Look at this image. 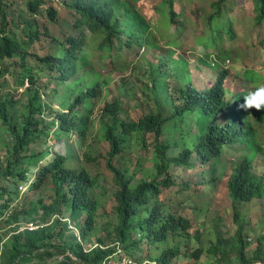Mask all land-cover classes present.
<instances>
[{"label": "trees", "instance_id": "obj_1", "mask_svg": "<svg viewBox=\"0 0 264 264\" xmlns=\"http://www.w3.org/2000/svg\"><path fill=\"white\" fill-rule=\"evenodd\" d=\"M224 1L213 2L215 11L208 17L209 25L215 22L211 28L214 33L221 31L220 13ZM164 2L167 5L165 21L176 22L174 0ZM6 4L5 0H0V62L3 65L0 77L11 76L17 87H23L26 81L29 86L25 88L27 101L24 103L14 102L9 92L0 95V130L6 135L4 140L0 139L4 150L0 157V226L13 225L11 230L0 234V264H44L48 260L54 264H106L118 249L132 256V263L128 264H174L180 258L181 248L187 247L191 239H198V231L193 235L190 220L164 210L158 195L173 184L170 173L173 167H194L192 157L206 164L225 152H232L227 154L234 156L235 161L223 177L235 207L249 204L264 194L262 179L253 170L255 158L263 153L256 139V126L264 125V108L245 110L240 107L244 95L261 83V77L256 79L258 73L246 68L237 70L236 80L243 84L251 82V87L232 94L225 84L229 71L222 69L208 89L199 91L191 84H172L173 78H189L187 64L181 61V56L174 59L169 53L159 55L154 62L138 67L139 72L143 71L142 78L153 107L133 118L124 109L121 98L106 101L107 81L99 76L91 79L87 77L89 72L79 73L91 56L86 49L88 37L84 31L92 35L88 44L101 55L112 52L115 47L119 52L134 46L147 51L160 49L153 41L148 19L133 1L64 0L62 5L77 16L74 28L83 33L65 42L52 39L51 45L54 48L55 44L57 53L45 57L27 51L41 36L35 22L25 21L22 36L7 32ZM41 4L39 0L31 1L28 8L36 12ZM253 7L255 24L263 25L264 0H253ZM56 15L54 7L48 8L50 19L54 20ZM13 24L19 27L18 23ZM206 40L203 37L199 42ZM262 45L264 47V39ZM28 57H35V65L28 64ZM16 59L21 62L18 74L13 69ZM41 78H46L48 84L55 83L49 93L48 85L44 86ZM6 83L4 81L3 87ZM130 91V84L124 85V93ZM55 103L59 105L58 110L53 108ZM99 104L98 114L92 119ZM168 110L169 115H166ZM90 126L95 127L93 143L101 140L109 144L105 165L112 180L110 198L114 218L103 223L97 232L95 226L103 194L97 191L101 187L99 178L85 168V164L96 163L100 157H93L96 150L92 143L85 144ZM193 127L198 128V133L192 134ZM76 134L81 147L88 150L83 153V160L77 153L71 159L67 154L54 152L48 145L52 138L66 141ZM147 134L154 135L152 168L141 169V163L133 170L129 169V164L119 165L124 152L131 147L133 135L140 137L142 150L148 148L144 141ZM174 150L178 152L176 156H172ZM137 173L141 175L138 179ZM209 174L208 170L200 172L201 182L206 186L213 182V179L205 182ZM25 183L27 190L36 194L11 207L12 202L20 198L18 185ZM46 185L52 189L47 203L39 197ZM63 218L80 230L83 242L60 220ZM37 221L47 225L18 231L22 224ZM100 230L104 232L103 237L98 236ZM92 236L94 244L85 248ZM215 238V244L205 252L192 249L185 254L198 261L205 253L207 264H264L263 236L250 256L246 254L247 244L241 229L233 238L219 233H215ZM143 251L145 256L140 254Z\"/></svg>", "mask_w": 264, "mask_h": 264}, {"label": "rangeland", "instance_id": "obj_2", "mask_svg": "<svg viewBox=\"0 0 264 264\" xmlns=\"http://www.w3.org/2000/svg\"><path fill=\"white\" fill-rule=\"evenodd\" d=\"M5 1L7 3L4 9L7 14L6 29L8 33H16L18 36H22L25 21L35 22L38 26L41 36L39 40L30 44L27 50L32 55L45 57L48 54H54L55 56L57 47H55V44L54 48L51 45L52 39L58 38L65 42L67 38L80 37L83 33L82 30L74 28L77 16L62 5L64 0H39L43 4L38 7L36 12H32L28 8L29 2L36 0ZM131 1L148 19L151 32L154 33L153 41L159 44L160 49L150 50L140 57L143 48L133 47V50L124 49L123 52H119L115 47L112 52L101 55L92 48V44H88L92 35L84 31V35L88 37L85 42L86 49L88 53H91V56H89L87 64L79 70L80 74L89 72L87 77L91 79L99 76L104 82L107 81V85L104 86L106 101L121 98L123 107L128 111L129 116L137 118L146 114L153 107V103L149 101L151 96L147 95V88L144 83L146 81L142 78L143 71L139 72L138 67L145 66L146 61L154 62L159 54L166 55L169 53L174 59L181 56V61L184 60L187 64L189 78L187 80L173 78L172 84L174 85L177 83L191 84L195 89L204 91L210 87L222 69H227L230 76L226 80V86L232 94L241 93L245 87H251V82L243 84L235 78V72L244 68L258 73L256 79L258 80L261 77L260 82L264 83V47L262 45L264 24H255L253 0H225L221 5V22L219 25L221 31L219 33H214L211 30L215 22L211 25L208 23V17L215 11L213 2L216 0H174V9L177 16L175 17L176 22L173 23L165 21L164 11L167 10V5L164 0ZM50 7H54L57 12L54 20L48 16V8ZM13 23H18L19 27ZM1 26L2 14L0 13V29ZM203 37L208 40L201 44L198 40ZM65 47H68V44ZM28 60L30 61H28L29 65H35V57H28ZM15 61L16 66L13 69L18 74L21 71V62L19 59ZM2 67L3 65L0 62V71ZM13 69L11 68V72ZM56 74L54 73V75ZM4 81L7 83L3 87ZM46 81V78L40 80L44 86L48 85L47 93H49L50 89L54 88L55 83L48 84ZM129 84L131 91L125 94L124 85ZM28 86V81L25 82L23 87H17L11 76L0 77V95L9 92L14 102L24 103L27 101L25 88ZM43 98L45 97L43 96ZM100 106L101 104L96 106L92 119L98 114ZM53 108L58 110L59 105L55 103ZM166 115H169V110ZM45 118L48 122H51L50 118L48 119L47 116ZM256 129V139L258 144L262 145L263 153L258 154L255 158L253 170L256 176L261 177L264 187V125L259 124ZM191 132L192 134L198 133V128H191ZM94 134L95 127L90 126L86 132L88 140L85 141V144L92 143V148L96 150L93 157H98V155L100 157L96 160V163L85 164V168L90 174L99 178L101 187L97 191L98 194H103L101 197L102 202L99 203L98 207L99 217L95 226L97 232L103 223L114 218V214L110 198L112 191L111 174L105 165L108 158L109 144L101 140H96V144L93 143V140H95ZM5 138L6 135L0 130V139L4 140ZM144 141L148 148L142 150L140 137L133 135L130 141L131 147L124 152L119 165L127 166L129 164V169L133 170L138 163H141L139 168L150 170L152 168L150 159L154 150V135L147 134ZM48 145L54 152L67 154L71 159L77 153V157H81L83 160L85 159L83 153L88 151L85 146L81 147L80 138L77 134L72 139L69 136L66 141H57L52 138L48 141ZM232 150L234 151L235 148ZM3 151L0 144V157H3ZM227 153L232 152H225L219 159L206 164L192 157L194 164L192 169L173 167L170 170L173 184L168 188H163L158 195V200L164 210H169L171 213L190 220L191 233L198 231V239H191L187 247L185 246L186 250L183 247L181 248L180 258L174 264H207L205 253L196 261L188 258L185 251L201 249L205 252L211 244H215V233H219L225 238H233L236 232L241 229L242 238L247 244V256L255 251L260 236L264 237V194L260 198L252 200L249 204L238 205L237 207L232 205L228 196L226 179L223 176L232 166L235 157ZM177 154V150H174L172 156ZM0 160L2 161V159ZM114 163L118 165L116 161ZM73 168H76V165H73ZM212 169L214 172H212ZM207 170L210 171V174L208 177L205 176V182L213 179V182H210L208 186L201 182L200 177V172ZM140 176L137 173L136 179ZM29 180L31 181L32 178ZM185 185H188V188H185ZM18 189L20 198L12 202L11 207L18 202L31 199L36 194L27 190L26 183L20 184ZM105 191L107 192L105 193ZM51 193V186L46 185L40 190L39 197L47 203ZM12 228L13 225L6 226L2 224L0 234ZM70 230L74 236L78 237V241L83 242L80 238V230L77 228L74 230L73 227ZM7 235L9 234H5V236ZM98 236L103 237L104 232L100 230ZM90 241V243L85 244V248L94 244L95 237H90ZM262 247H264V241H262ZM136 253L134 252V254ZM125 254L121 249H118L114 258H111L110 262L106 264L132 263V256L127 253V257ZM140 254L145 256L146 252L143 251ZM68 256L72 257L71 254H68ZM120 257L122 258L121 262L119 261ZM57 259L59 260L61 257L59 256ZM72 259L74 260V257ZM44 264H54V262L48 260Z\"/></svg>", "mask_w": 264, "mask_h": 264}, {"label": "clouds", "instance_id": "obj_3", "mask_svg": "<svg viewBox=\"0 0 264 264\" xmlns=\"http://www.w3.org/2000/svg\"><path fill=\"white\" fill-rule=\"evenodd\" d=\"M199 41V40H198ZM205 41H203V43H204ZM199 43H201V42H199ZM202 44V43H201ZM159 45V44H158ZM135 47H138V48H140V49H142L143 48V53L142 54H140V57L145 53H147L148 51H150V50H154V51H156V49H150V50H145V48L144 47H140V46H134V48ZM160 47V46H159ZM133 48V49H134ZM132 49V50H133ZM160 55V54H159ZM159 55H157V57L159 56ZM146 62H150V61H146ZM228 62H229V60H228ZM240 107L241 108H243V109H249V108H252V107H254V108H256V109H261V108H264V83H260V84H258L257 86H255L252 90H250L247 94H245L244 95V98H243V103L240 105ZM19 187H20V185H19ZM18 187V188H19ZM26 187H27V184H26ZM63 219H67V218H63ZM61 221H62V219H60ZM67 220H69V219H67ZM70 221V220H69ZM63 222H66V221H63ZM71 222V221H70ZM67 223V222H66ZM72 223V222H71ZM37 224L38 225H42V226H44V225H47L46 223H41V222H39V221H37ZM74 224V223H73ZM24 225L25 224H22L19 228H18V231H20L19 229L20 228H22V227H24ZM67 227H68V224H67ZM74 227L76 228V226L74 225ZM24 230V229H23ZM70 230V229H69ZM17 231V232H18ZM22 231V230H21ZM76 237V236H75ZM76 239H77V237H76ZM88 248H90L89 246H88Z\"/></svg>", "mask_w": 264, "mask_h": 264}, {"label": "built area", "instance_id": "obj_4", "mask_svg": "<svg viewBox=\"0 0 264 264\" xmlns=\"http://www.w3.org/2000/svg\"><path fill=\"white\" fill-rule=\"evenodd\" d=\"M62 221H66V222H67V224H68V229H70V228L73 227V229L76 230V228L74 227V224L71 223L69 220H67V219H62ZM38 227H42V225H38L37 222H35V223H33V222H29V223H25L24 227L20 228L19 230H20V231L23 230V229H29V230H30V229H36V228H38ZM77 238H78V237H77ZM59 260H60V259H59ZM124 264H127V263H124ZM256 264H262V263L258 262V263H256Z\"/></svg>", "mask_w": 264, "mask_h": 264}]
</instances>
